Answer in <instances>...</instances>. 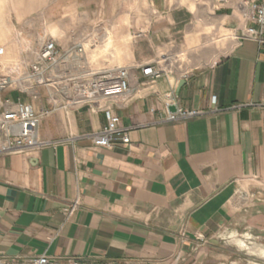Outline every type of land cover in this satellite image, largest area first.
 Instances as JSON below:
<instances>
[{"label": "crops", "instance_id": "0c3cea01", "mask_svg": "<svg viewBox=\"0 0 264 264\" xmlns=\"http://www.w3.org/2000/svg\"><path fill=\"white\" fill-rule=\"evenodd\" d=\"M35 11L58 19L60 45L100 26L87 59L128 68L132 98L116 111L130 143L96 146L106 118L86 105L45 117L38 150L0 155V257L238 264L219 233L242 213V182L264 180V44L239 36L251 23L236 1L32 0ZM149 64L164 70L154 82ZM169 94L203 112L166 120Z\"/></svg>", "mask_w": 264, "mask_h": 264}, {"label": "built area", "instance_id": "2783aa9c", "mask_svg": "<svg viewBox=\"0 0 264 264\" xmlns=\"http://www.w3.org/2000/svg\"><path fill=\"white\" fill-rule=\"evenodd\" d=\"M228 0H223L227 2ZM243 19L249 21L239 35L264 44V0H235ZM100 26L95 24L79 34L67 45H60L54 37H41L32 50V59L9 62L5 50L0 47V155L32 153L43 141L39 128L41 121L59 110L90 106L102 111L106 124L95 134L93 142L99 147H111L116 134H122V142L130 143L129 133L121 127V118L116 106L131 101L133 89L129 70L123 66L93 67L87 59L88 47L99 44ZM142 73L150 82L159 79L164 70L157 65H145ZM17 91V97L5 93ZM27 95V97L24 96ZM45 96L47 105L35 106ZM29 98L30 101H27ZM170 101L162 112L165 119L174 121L190 118L203 111L188 110ZM215 101V98H214ZM175 105V110L170 106ZM68 214L74 211L66 208ZM0 264H91L75 257L55 259L46 254L20 262L18 259L0 257Z\"/></svg>", "mask_w": 264, "mask_h": 264}, {"label": "rangeland", "instance_id": "374dc122", "mask_svg": "<svg viewBox=\"0 0 264 264\" xmlns=\"http://www.w3.org/2000/svg\"><path fill=\"white\" fill-rule=\"evenodd\" d=\"M1 1L0 47L4 48L5 59L11 63H27L32 59V50H35L41 37L48 35L55 38L66 31L53 34L52 27L58 26V19L45 21L40 18L43 15L41 11L32 12V0ZM77 29L71 27V33H77ZM187 56L176 66L192 64ZM5 94L12 97L20 95L17 91ZM24 96L27 97L26 94ZM234 200H237L242 213L235 223L219 233V239L228 241L238 251V264H264V180L245 179Z\"/></svg>", "mask_w": 264, "mask_h": 264}, {"label": "water", "instance_id": "95a60500", "mask_svg": "<svg viewBox=\"0 0 264 264\" xmlns=\"http://www.w3.org/2000/svg\"><path fill=\"white\" fill-rule=\"evenodd\" d=\"M182 84H183V83H180V86H181ZM171 109H172V110H175L176 108H175V107H172Z\"/></svg>", "mask_w": 264, "mask_h": 264}]
</instances>
